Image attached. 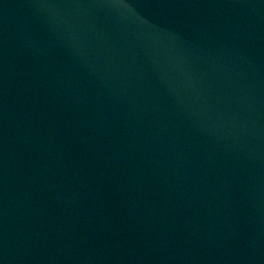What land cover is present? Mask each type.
I'll list each match as a JSON object with an SVG mask.
<instances>
[{"label":"water","instance_id":"obj_1","mask_svg":"<svg viewBox=\"0 0 264 264\" xmlns=\"http://www.w3.org/2000/svg\"><path fill=\"white\" fill-rule=\"evenodd\" d=\"M0 264H264V0H0Z\"/></svg>","mask_w":264,"mask_h":264}]
</instances>
